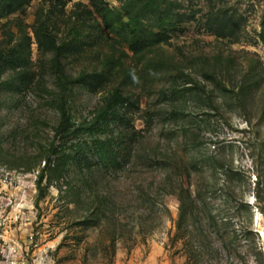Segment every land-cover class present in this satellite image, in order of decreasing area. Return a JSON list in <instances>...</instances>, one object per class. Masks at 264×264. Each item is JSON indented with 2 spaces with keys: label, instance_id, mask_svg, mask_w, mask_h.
Segmentation results:
<instances>
[{
  "label": "rangeland",
  "instance_id": "obj_1",
  "mask_svg": "<svg viewBox=\"0 0 264 264\" xmlns=\"http://www.w3.org/2000/svg\"><path fill=\"white\" fill-rule=\"evenodd\" d=\"M0 55V264H264V0H0ZM69 78L122 171L46 169Z\"/></svg>",
  "mask_w": 264,
  "mask_h": 264
},
{
  "label": "trees",
  "instance_id": "obj_2",
  "mask_svg": "<svg viewBox=\"0 0 264 264\" xmlns=\"http://www.w3.org/2000/svg\"><path fill=\"white\" fill-rule=\"evenodd\" d=\"M158 27L159 28L157 30L148 28L135 31L131 28L130 31H128L129 40L127 43L129 49L133 53L137 54V52L143 49L145 46H151L157 41L167 39L168 36L166 32L169 30H166L164 28V24L162 23H159ZM54 50L55 54L58 56L60 50L57 47H55ZM1 57L3 56L0 55V58ZM81 79L82 80H79L78 83L86 84V80H84L83 76H81ZM71 82H73V80L70 78L64 81L63 88L57 97V112L59 116L57 125L53 129V141L51 144H49L48 154L44 158V165L46 166V169L60 173L62 170L66 171L71 164L72 166L79 167L81 172H115L118 171V169H121L122 171L126 165L130 163L131 157L133 156V139L130 136V129L126 130L125 132V134L127 133L126 141L128 142L125 144V142L122 141L124 145L122 146L123 151L121 163H102V154L104 151V147L102 145H108V142L114 139V136H112L113 128L112 126L110 128L108 124L109 121L114 119V114H112L114 112H111L113 101L110 102L109 108L104 110L100 115L94 116V118L89 120H83L80 123H75L68 112V102L66 100L67 87ZM21 84H24V81L21 82ZM107 111H110V113L107 114ZM105 116L107 117L105 118ZM121 121H119V123ZM107 125L109 126L107 133L108 136H106L102 141L100 139H96L98 137L97 133L101 132L102 129H106ZM118 127H120V124H118ZM120 128L116 130L117 135H119L118 133H121ZM96 142L97 145L92 147V144H96ZM68 149H70L73 153L67 152ZM51 163L53 165L52 168H50ZM160 164L168 165L164 161H160ZM174 169L177 170V167ZM42 179L43 174L41 173L37 182V187L40 191V183ZM95 199L96 206L92 212V216H96L94 221H96V218H98L100 213H106L105 210H107L108 205L115 204L112 198L103 195L102 192L100 195L96 196Z\"/></svg>",
  "mask_w": 264,
  "mask_h": 264
}]
</instances>
